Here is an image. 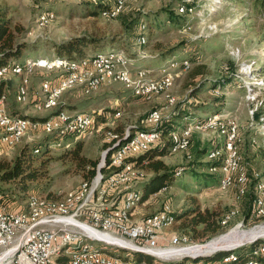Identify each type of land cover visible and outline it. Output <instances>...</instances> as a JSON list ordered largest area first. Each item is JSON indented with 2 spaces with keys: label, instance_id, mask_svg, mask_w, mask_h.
Segmentation results:
<instances>
[{
  "label": "rangeland",
  "instance_id": "obj_1",
  "mask_svg": "<svg viewBox=\"0 0 264 264\" xmlns=\"http://www.w3.org/2000/svg\"><path fill=\"white\" fill-rule=\"evenodd\" d=\"M105 1L107 0H0V9L8 11L13 29L18 27V30H15L17 40L28 43L23 56L18 60L22 67L26 65L28 71H23L18 65L16 66L18 73L11 72L5 76L6 80L14 79V82L9 83L6 88L8 92L2 93L9 100V112L12 115L13 112H18L19 117L32 123L47 121L58 112H85V115L91 117L93 126L79 132L81 135H78L77 140H81L83 145L82 154L96 160L97 164L106 150L104 141L107 143L111 139L106 134L108 132L117 134L112 130L113 127L138 125L143 127L141 130L145 132L157 130L159 121L150 126V122L144 119L151 113H159L160 119L162 116L171 115L175 119L182 115L183 108H185L189 117H192L172 135V138L185 139L189 142L190 136L194 133L186 151H172L167 154L172 166L209 160L208 157L199 160L197 151L211 145L220 146L218 149H222L227 141L225 128L231 125L236 126L235 151L248 175V183L244 192L245 194L248 191V194L241 201H235L242 196L239 194L236 175L228 178L230 179L228 188L221 189L219 188L220 182L224 175L219 171L210 170L217 176H221L219 182L216 181L213 185L202 187L196 184L193 177L184 174L179 177L174 186L162 190L161 194L153 195L145 204L144 210L146 214H155L157 209L163 207L159 214L166 212L174 214V211L179 212L194 207L197 202L199 208L213 210L220 217L230 208L222 214L220 218L222 228L216 234H203L197 241L190 242L193 244L210 240L204 244L207 245L234 230L244 232L243 230L263 223L264 220L257 219L264 217L254 213V205L258 198V182L264 183V76L260 72L261 67H264V20L257 14L254 0H127L121 13L114 18H108L99 12L95 15L90 12L96 10L98 2ZM182 4L193 6L194 10L192 14L184 15L187 18L183 19L180 24L174 16L169 18L168 12H173L175 9V13L180 15L179 6ZM132 21H135L134 24H130ZM142 23H146V28ZM139 24L144 25V27L141 25V29H146V36L140 34L136 43L133 35L138 34ZM82 34L115 39L113 46L89 47L85 58L114 52L111 48L119 49L122 51L115 53H123L128 60V66L123 67L126 71L129 69L136 74L153 75V81L160 80V75L157 74L170 72L174 76V84L162 95L151 99L136 98L138 97L136 94L138 86H135L132 91L128 85L123 83L106 84L97 91L87 93L85 90L84 93L87 95L81 91L68 92L57 102L59 104L63 101L60 104L64 105L61 107L63 109L59 110L60 106H55L52 111L40 112L28 99V83L31 97L36 96L37 98L38 93L42 92L45 79L52 78L51 74H54L43 66L45 63L58 59L53 43L63 42ZM140 37L145 41L141 42ZM169 49H173L172 52H168ZM127 55L129 57L139 55L141 59L131 60ZM172 60L175 61L172 62ZM199 64H201L200 73L190 75ZM184 66H189V68L185 70ZM42 74H48V76L44 78L45 75ZM207 79H223L221 90L211 91L212 87L206 82L205 87L208 89L201 92L198 98L199 103L209 105L213 103L214 95L221 94L223 100L215 102L214 111L204 113V108L193 107L190 103L183 104L189 98V89L201 80ZM18 83L21 84L17 86ZM22 83L26 89L23 88L22 95L20 93L23 97H17L18 92L16 91ZM128 92L135 97L128 95ZM190 101L194 99H189ZM26 112L31 119L21 115ZM254 113H258V118ZM32 117L37 120H33ZM210 121L211 128L207 127ZM106 126L110 129H105ZM55 133L58 137L49 135ZM67 133L62 129L53 133L29 129L22 142L14 149L7 148L0 142V158L8 160H13L26 143L33 145L43 141L47 147L50 145L48 151H46V146H42L44 152L38 156L35 163L39 165L40 161L47 159V166L43 167L47 175L32 182L27 192L19 190L14 182L0 181V188L8 195L11 208L25 211L30 193L43 197V199L53 197L48 198L51 199L49 201L66 202L70 194L76 196L88 190L89 186H85L86 181L84 180L87 171L84 168L80 169L68 154L71 150L67 147L72 145L73 139L68 136L64 137ZM59 137L61 139H58ZM133 171L137 175L132 182L135 186L131 187L140 195L136 184L145 179L147 173L142 169L140 171L131 170ZM249 174L256 179L254 190L257 194L253 201L249 197V194L253 193V183L249 185ZM102 183L99 180L94 182L96 185L90 195V203L97 202L100 198L102 201H108L111 194H115L111 202H114L112 205L116 206L115 202L120 190H110L109 194H104L107 183L104 181ZM233 184H236L238 189ZM119 189L124 190L122 187ZM33 194L31 195L35 196ZM251 202L253 203V214L250 210ZM231 210H237L236 217L225 225L223 217ZM249 212L247 218L246 214ZM129 221L132 222L131 217ZM178 221L160 231L163 237V240L160 239L162 242L159 240L160 246L169 248V238L182 232L180 228L182 221ZM90 242L95 248H107L114 253L119 251L115 246L103 242L96 240ZM104 246L108 247L104 248ZM130 251L131 249L121 250L123 254ZM182 259L184 258L173 260ZM149 264L163 263L155 258L154 263ZM184 264L192 263L187 261Z\"/></svg>",
  "mask_w": 264,
  "mask_h": 264
},
{
  "label": "trees",
  "instance_id": "obj_2",
  "mask_svg": "<svg viewBox=\"0 0 264 264\" xmlns=\"http://www.w3.org/2000/svg\"><path fill=\"white\" fill-rule=\"evenodd\" d=\"M112 1L107 0L105 2H98L96 5L97 7L96 10L90 11V12L94 15L97 14L98 12L103 15L106 13L108 15V18H114V17H111L110 14L117 11V6H116V1L115 0H112ZM126 1L127 0H125V3ZM254 4H255L257 14L264 20V0H254ZM122 10L118 11L119 13L116 16H118ZM173 10H174L173 12L171 11L168 12L169 18L174 16L177 22L181 24V21L187 17L177 15L175 13V9ZM132 22L130 24H134L135 21H132ZM142 24H139L140 26L138 27V34L133 35L136 43H137V38L139 37L140 34L146 36V33H145L146 29H143V30L141 29ZM144 25H142V27H144ZM145 28H146V25H145ZM15 30H18V27H15V29H13L12 21L8 15V11L6 9H0V68L1 67L13 68L18 65L21 66L18 60L23 56V51L28 47V43L19 42L17 40V34ZM140 39L141 37L139 38V40ZM114 43H115V39L113 37H103V36L99 37V36H91L88 34H82L79 36H74L63 42H59V43L54 42L53 47L55 48L57 52L58 59L67 60V61H78V60L85 58L87 49L89 47L98 48V47H103L106 45L113 46L115 45ZM111 50H113L114 52L122 51L119 49L115 50L114 48H111ZM172 50L173 49H169L168 52H172ZM98 52H102V51H98ZM138 56L136 57L128 56V57L131 60L141 59ZM173 61L175 60H172V62ZM22 69L23 71H26L27 70L26 65H24ZM200 69H201V64L197 65L194 68V70L191 71L190 75L199 74ZM260 72L264 76V67H261ZM42 75L43 76L45 75L44 78L48 76V74H42ZM51 76L54 77V74H51ZM13 80H14L13 78L8 79V80H0V94L7 90L6 88L8 87L9 83L14 82ZM206 82H208V84H210V86L212 87L211 91L221 90L223 87V85H221L222 84L221 82H223V79L222 80L221 79L201 80L200 82H198L197 84H195L193 87L189 89V94H188L189 98L186 99L183 104L190 103L191 106L193 107L196 106L197 108H204L203 109L204 113L214 111L213 108L216 107L215 102H219L223 100V97L221 94L214 95L212 99L213 103L211 104L209 103V105L205 103H199L200 100L198 98H199L200 93L208 89L207 87H205ZM22 88H25L23 83L22 85L18 87L16 93L17 92L19 93V91ZM75 91H81L83 94H85L83 90H75ZM194 95H196V97ZM192 98L194 99V101L189 102V99H192ZM37 99L40 103L41 102L40 92L38 93ZM32 100H33L32 104H34L35 102L34 98ZM63 106H64L63 104L60 105L59 110L63 109L61 108ZM186 110L187 109L183 108L182 115L176 117L175 119H173V115L162 116L160 123L157 127V131L161 134L160 140L154 145H152L151 147H149L146 151L141 152V154L135 157H131L129 159V161H131V170L140 171L142 169L147 173V176L145 177V179L137 182L136 184L137 190L139 191L140 195L137 194V192H135L132 189V187H134V184L132 187L121 186L125 190V191L123 190L125 193L124 198L126 194L130 192H135L140 198V201H139V204H140L144 202L145 200L149 199L150 197H152L153 195H156L157 193L161 192L162 190L167 189V188L169 189L171 186H174L177 180L179 179V177L184 174H188L191 177H193L196 181V184L202 187L213 185L214 182L216 181L219 182V178L221 179V176H217L216 174L210 172V169L221 168L224 165V159L222 157H217L212 160L209 159L204 162L193 161L189 164L182 165V166H168L162 160L163 156H166L168 153L172 152V149H173L172 135L176 133L177 130H179L180 121L182 120V118L189 116L188 115L189 113H187ZM17 113L18 112H13V115H16ZM21 115H23V117L25 116V118L31 117L30 115L25 114V113ZM254 115L256 118H258V113H254ZM179 117L181 119L177 120V118ZM33 120H37V119L33 118ZM39 120H42V119H39ZM105 129H110V128L106 126ZM138 129L141 130L143 129V127H140L138 125L113 127L112 130L116 131L117 134L113 132H108L106 134L107 137L110 136L109 134H111L115 136L116 139H110V141L107 143L104 141V147L107 150V155H106L105 163L100 169L104 182L111 174H113V171L111 170L113 169V167L111 168L110 166V158H111L112 153H114L116 150L115 147L118 145L121 146L126 142V138H127L126 134L128 130L131 134H133ZM49 135L57 136L56 133L49 134ZM78 135L80 134L79 133H76V134L67 133V134H64V137L68 136V137H72L73 139L72 145L69 143L70 146L67 147L68 150H71V152L68 154L71 156L72 160L79 166L80 169L84 168L87 171V173L84 175V180L86 181L85 186L88 187L92 185V182H94V180L97 177L96 175H97L98 164L96 160L90 159L82 154L83 145L81 143V140H77ZM192 135L190 136V139H189L188 148L190 146V140L192 139ZM58 139H61V138L59 137ZM43 143H44L43 141L40 143H34L33 145H30V143H26V145L22 147L19 154L13 160H8L6 158H0V181L14 182L16 184V187L19 190L23 192H27L29 188L31 187L30 184L32 182L45 177L47 173L46 171L43 170V167L47 166L48 160L45 159L43 161H40L39 165H35L36 161L39 158L38 156L42 152H44L43 151L44 149L42 147L44 145ZM45 146L46 145H44V147ZM48 147L46 146V151H48L47 150ZM219 147L220 146H217V145H211L210 147L200 148L197 151L198 159L201 160L200 158L203 159V158L209 157L210 153L215 150H219L218 149ZM124 165H128V159L125 161ZM249 176H250L249 185L253 183V193H250L249 197L251 201H253L256 195L255 190H254V184H255L256 179L252 177V174L251 175L249 174ZM233 186L237 188L236 184H233ZM121 187L114 188L113 190L119 189ZM0 191L4 194L6 193L1 188H0ZM122 193L118 194L117 198L122 196L123 195ZM31 194L33 193H30L29 197L32 196ZM247 194H248V191L244 195H242L238 200H235V201L236 202L241 201V199L245 197ZM33 195H36V194H33ZM5 196L8 201V195L5 194ZM48 198H53V197H48ZM48 198H45V199L51 200ZM250 207H251L250 210L253 214V203L252 202H251ZM229 209L230 208H228L226 211H228ZM249 214L250 212L246 214L247 218ZM172 215L173 216L175 215L174 216L175 223L178 220L182 221L180 223V228L182 232L177 235H184L183 237L188 236L190 241H197L198 238L203 234L209 233L211 235H214L218 232L220 228H222V225L220 222V218L222 217L221 216L218 217L215 211L210 210L208 208H205V209L199 208L197 202L194 207L190 209L181 210L179 212L174 211V214L172 213ZM257 219L260 221L264 220V218H257ZM261 243H263L262 239L257 240L247 245H243L232 251H218L216 253H213L208 256H203V257L184 258L182 260H177V261L170 260V264H184L187 261H190L192 264H199L200 262H202L203 264H214L215 262H218L219 264L223 260H225L227 257H229L230 255L235 256L236 263H242V262L250 261L252 259H256V260L262 261L264 264V259L258 258L254 255L256 248ZM105 247H108V246H104V248ZM115 248L119 249V251L116 253L109 251L107 248L103 249V251L111 253L115 256H118L120 257V259L122 258L123 261L130 260L133 262L154 263L155 258L149 255H146L144 253L137 252V251H130L129 253L123 254L121 250L126 251V249H122L119 247H115ZM50 264H70V261L66 255H61L57 257Z\"/></svg>",
  "mask_w": 264,
  "mask_h": 264
},
{
  "label": "built area",
  "instance_id": "obj_3",
  "mask_svg": "<svg viewBox=\"0 0 264 264\" xmlns=\"http://www.w3.org/2000/svg\"><path fill=\"white\" fill-rule=\"evenodd\" d=\"M49 67L50 73L55 72L52 66ZM61 67H65V80L62 83L53 84V91L57 90V85H66L72 91H84L88 86L102 87L105 79H112L118 83L127 84L132 90H134V85H141L142 93H138V98H141L150 94L151 89L166 88V83L174 81V76L170 72L157 74L160 75V84H152L153 75L136 74L129 69L128 73H117L116 62H112V55L109 56L108 61H95L88 67H68L63 63ZM183 68L186 69L189 66ZM29 87L28 83V99L33 102ZM34 100L39 111L43 112L36 96ZM61 103L54 106H60ZM8 104L9 100H2L0 97V130H2L0 142L7 148L16 134L24 133V130L53 132L58 128L66 129L71 124H79L84 121L85 116V112L68 111L63 112V118L60 121L46 123L43 126H32L23 122L13 124ZM144 119L148 120L151 126L160 118H153V113H151ZM157 141L158 136L137 135L127 149L119 154V159L113 160V169H111L113 179L105 193L110 190L114 191L112 182L118 181L122 174L130 171L129 159L138 155L140 148L157 143ZM120 158H128V165H120ZM229 167L224 171V180L228 177ZM224 180L219 188H224ZM93 186L94 184L84 192L85 201H77L76 197L73 206L65 208V212H56V207L37 209L34 206L31 213H23L20 209L11 208L10 203L2 204L1 196L5 194L0 191V264H50L55 260L50 257L51 248H55L63 239H74L85 234H94L105 240L143 247L145 251L155 255L165 248L159 245V240L163 237L156 230L157 215L161 209H157L155 214L144 216L143 223H130L125 219L116 221L114 212H109V203L115 194H111L108 201L99 200L98 203H90ZM117 211H121V204ZM190 242L188 237L172 235L168 240V247L177 248L193 244ZM71 255L74 264H115L107 261V255H88L86 250L84 254ZM262 255H264V247Z\"/></svg>",
  "mask_w": 264,
  "mask_h": 264
},
{
  "label": "bare ground",
  "instance_id": "obj_4",
  "mask_svg": "<svg viewBox=\"0 0 264 264\" xmlns=\"http://www.w3.org/2000/svg\"><path fill=\"white\" fill-rule=\"evenodd\" d=\"M115 1H116L117 11L111 13L110 14L111 17H115L119 13L118 11L123 9L124 4H125V0H115ZM193 10H194L193 6H191L189 4H182L181 6H179V13L181 16L192 14L191 12ZM104 15L106 17H108V15L106 13ZM142 40H143V42L145 41L144 38L141 39V42H142ZM110 55H112V62H116V72L117 73H128V71L123 69V67L128 66V60L126 59V56H124L123 53L117 54L115 52H110V53H105V54H103V53L97 54V55H94L92 57L84 58V59H81L78 61H67V60L55 59L51 62L43 64V66L47 70H50L49 66H52V69L55 71L54 74H56L57 76L55 78L46 79L44 81L42 92L40 94L41 95V102L39 103V105H41V110L47 111V112L52 111L55 108L54 105L57 104L58 100L67 92L72 91L66 85H57V90L53 91V86H52L53 84L62 83L65 80V67H61V63H63L64 65H67L68 67H88L91 64H94L95 61H108ZM185 65H188V63H185ZM187 69L188 68H186L185 70H187ZM11 72H15V73L17 72L18 73L19 71H18L17 67H13V68L1 67L0 68V80H6L5 76ZM51 73H53V72H51ZM112 83H116V81H114L112 79H105V83H103V85L112 84ZM123 84H125V83H123ZM152 84H160V80L159 81H153V78H152ZM172 84H174V81L172 83H166V88L151 89L150 94H147L141 98L151 99V98L157 97L159 95H162L165 91H167L168 89H170L172 87ZM135 86H138L136 94L138 95V93H142V86L141 85H134V89H135ZM99 88H100L99 86H88L87 88L84 89V91L86 90L87 93H90L93 91H97ZM23 90L24 89L22 88L19 91L18 97H23V96H20V93L22 95ZM0 97L2 100H7L6 95H4L2 93L0 94ZM55 115H56L57 121H60L63 118V112H58V114H55ZM119 115L120 114H118V116ZM153 118H160L159 113H153ZM11 119H12L13 124H20L21 122H23V123H29L32 126H43L46 123H52L51 119L44 121V122L32 123L26 119H23L19 116H15L12 114H11ZM160 120L161 119H159L158 121H160ZM146 121L149 122L148 120H146ZM153 124H154V122L152 123V126H153ZM91 125H92L91 117L85 115L83 122H81L79 124H71L66 129L65 128H58V129H62L63 131H66L68 133H73V134L75 133L76 134V133H79L81 131L88 130L89 128H91ZM207 127H209V128L212 127L211 121L209 122ZM58 129H56V130H58ZM225 129L227 132V135H226L227 141L225 142L224 147H222V149L215 150V151L211 152L209 157H208L211 160L214 158H217V157H222L224 159V165L221 168L210 169V170L211 171H219L220 173H222L224 175V171L227 170L228 166H230L228 169V177H226L225 180L223 177V179L220 182V186H221L222 182L224 180V188H221V189L228 188L230 185V179H228V178L230 176L236 175L237 184L239 185V194L243 195L245 192V187L247 186V183H248V175H247V170L243 168V166L239 160V157L237 156V152L235 151L236 126L231 125ZM28 131L29 130H24V133L16 134V136L9 143V148H15L17 145H19L22 142V140L24 139V137ZM55 131H53V132H55ZM53 132H48V133H53ZM109 135H110L109 137H111V139H116L115 136H113L111 134H109ZM137 135L138 136H158V141L161 138V134L157 130L148 131V132H139V133H133V134H131L129 132L128 134H126V136H127L126 142L121 146L118 145L115 147L116 150L114 153H112L111 158H110L111 168L113 167V160L119 159V154L124 152L127 149L129 144L132 143V141L137 137ZM0 138H2V130H0ZM237 140H238V138H237ZM154 144L155 143H152V144L145 146L144 148H140L139 154H141V152L146 151L149 147H151ZM172 144H173L172 151H174V152L186 151L188 149L189 142H187L185 139L172 138ZM229 152H230V154H229ZM127 159L128 158H120V165H124L125 161ZM133 172H131V161H130V171H127L125 174H122V177L118 181H113L112 182V189L117 188V187H121V186H130L131 187L133 185L132 184L133 179L137 175L135 171H133ZM102 179H103V177H102ZM112 179H113V174H111L105 180V183H107V186L109 184H111ZM101 180H100V182L102 183L103 180L102 181ZM97 181H98L97 179L94 180L95 183ZM94 182L92 184H94ZM95 185L96 184H94V186ZM257 189H258L257 190L258 191V198L256 199L255 205H254L255 206V208H254L255 212H254V210H253V212L256 213L257 216L264 217V183L258 182ZM103 193L106 194L105 191ZM72 195L73 194H70L68 196L69 199L66 202L49 201V200L43 199L41 197H38L36 195L31 196L27 200V209L25 211H22V212L23 213H31L34 210V206L37 209H48L49 207H56V212H65V208H71L73 206V201L76 197H77V201H85V193L84 192H81L80 194H78L76 196H72ZM124 201H125L124 207L121 209V211H119L118 213L114 212V218L116 221H124V219L129 221L130 212H131L130 210L135 209L137 207V204L139 203L140 198L135 192H130V193L126 194ZM1 203L2 204H9V202L5 198V195L1 196ZM261 204H263V205H261ZM110 205H111V203L109 204V212H113V211H110ZM160 211H159V213H160ZM159 213L157 215L156 230H158V232L160 233V231L163 228L172 226L175 223V218L171 212H169V213L166 212V213H161V214H159ZM236 214H237V210H231L230 212H228L223 218V223L225 225L229 224L230 221L236 217ZM129 222L133 223L131 221H129ZM143 222H144V219L139 221L138 223H143ZM256 228L259 229V228H263V227L258 226ZM242 233H243L242 231L234 230L230 234H228L224 237L218 238L216 240H213L212 242L208 243L207 245H203V246L191 247V248H186V249H176L175 247H169L167 249L164 248V249L158 251V255L161 257H164V258H172V257L178 256L177 254H190V255L208 254L209 250L211 248H214L216 246H220L225 241L233 239ZM88 235L96 237L98 239H101L99 241L102 242V240H103V241L107 242L109 245H112L115 247H120V248L122 247V249H131V251L135 250V249H140V250L145 251V248H143V247H135V246H132V245L126 244V243H120V242L112 241V240H105L104 238L98 237L94 234H85L84 236H77L74 239H63L60 243H58L55 246V248L50 249V257L51 258H57L62 253H64V255H66L69 258L70 264H74L72 262V255L71 254H84L85 250H86V254H88V255H107V261L109 263H115V264H149L146 262H133L130 260L123 261L119 257L113 256V255H111V254H109L103 250L101 251L100 249H97V247L96 248L94 247L93 243L90 242V241H93V239H91V237H89ZM263 247H264V243L260 244L259 247L255 250L254 255L256 257H261L264 259V255H262ZM169 253H172L173 255L168 256ZM158 255H156V256H158ZM161 262L163 264H170V260H167V261L161 260ZM219 264H263V262L256 260V259H252V260L247 261V262L236 263L235 256L230 255L229 257H227L225 260H223Z\"/></svg>",
  "mask_w": 264,
  "mask_h": 264
},
{
  "label": "water",
  "instance_id": "obj_5",
  "mask_svg": "<svg viewBox=\"0 0 264 264\" xmlns=\"http://www.w3.org/2000/svg\"><path fill=\"white\" fill-rule=\"evenodd\" d=\"M106 155H107V150H105L102 154V157H101V160L97 166V177L96 179L97 180H101L102 179V176H101V172H100V169L101 167L104 165L105 163V159H106ZM258 226H262L263 228H256ZM244 232L240 235H238L237 237L233 238V239H230L228 241H225L222 245L220 246H216L214 248H211L209 250V253L208 254H194V255H190V254H177L178 256L176 257H172V258H164V257H161V256H156L148 251H144V250H140V249H135V250H132V251H137V252H141V253H144L146 255H149L151 257H154L158 260H162V261H167V260H173V259H181V258H197V257H202V256H208V255H211L213 253H216L218 251H232L238 247H241L243 245H246V244H250V243H253L257 240H260L262 239V241H264V222L261 223V224H257V225H254L252 228H249V229H246V230H243ZM224 235V234H222ZM210 241V240H209ZM207 241V242H209ZM207 242H204V243H194V244H190V245H187V246H184V247H177L176 249H186V248H191V247H197V246H203L205 243ZM173 255L172 253H169L168 256H171Z\"/></svg>",
  "mask_w": 264,
  "mask_h": 264
},
{
  "label": "crops",
  "instance_id": "obj_6",
  "mask_svg": "<svg viewBox=\"0 0 264 264\" xmlns=\"http://www.w3.org/2000/svg\"><path fill=\"white\" fill-rule=\"evenodd\" d=\"M57 75H55L54 77H52V78H55ZM56 80V79H55ZM22 82V81H21ZM20 83H18L17 84V86L19 85ZM101 88V87H100ZM40 89H41V85H40ZM7 91V90H6ZM5 91V92H6ZM133 91V90H132ZM8 92V91H7ZM71 92H75V91H71ZM68 93V92H67ZM69 93H70V91H69ZM16 94V93H15ZM131 95L132 97H135V96H133L131 93H129L128 92V95ZM67 95V94H66ZM65 95V96H66ZM17 97H18V94H17ZM63 98V97H62ZM136 98H138V97H136ZM19 99V98H18ZM138 99H140V98H138ZM59 108V107H58ZM118 113H120V112H118ZM26 114H28L27 112H26ZM117 114V113H116ZM160 115V114H159ZM17 116H19V115H17ZM116 116V115H115ZM194 118V117H193ZM52 121H53V123H54V121L56 120V115L55 116H53V117H51L50 118ZM192 119V117H189V116H187V117H185V118H182V120L180 121V127H179V129L180 128H182L189 120H191ZM49 120V119H48ZM160 122V121H159ZM155 123V122H154ZM93 126V125H92ZM139 132H145V131H143V130H139V131H136V132H134V133H139ZM201 133V132H200ZM81 135V134H80ZM193 135H194V133H193ZM192 135V136H193ZM14 149V148H13ZM168 156L166 155V156H163L162 157V160L168 165V166H172V165H170V159H168L167 158ZM172 162H174V161H172ZM177 164V163H176ZM256 172V171H255ZM116 190H120V193H122L123 195L122 196H120L119 198H117V201L115 202V204L117 203V205L116 206H114V205H112V204H114V202H111V205H110V211H113V212H117V210L119 209V207H120V204H121V209L123 208V206H124V200H125V198H124V191L122 190V189H116ZM162 192H159L158 194H161ZM157 195V194H156ZM152 197H150L149 199H147V200H145L144 202H142V203H140V204H138V207H136L135 209H132V210H130L131 212H130V217H131V220H132V222L133 223H137V222H139V221H141L143 218H144V216H146V215H148L149 213H147L146 214V212H145V204L147 203V202H149L150 201V199H151ZM102 198H100V201H102L101 200ZM154 199V198H153ZM99 202V199H98V201L97 202H92V203H98ZM163 208V207H162ZM161 208V209H162ZM23 211V210H22ZM150 215V214H149ZM134 216V217H133ZM89 237H91V239H93V240H96L97 242H101V241H99L100 239H97L96 237H93V236H90V235H88ZM163 240V239H162ZM102 242L103 243H107V242H105V241H103L102 240ZM160 242H162L161 240H160ZM108 244V243H107ZM97 249H99V248H97ZM101 251L103 250V249H100Z\"/></svg>",
  "mask_w": 264,
  "mask_h": 264
}]
</instances>
